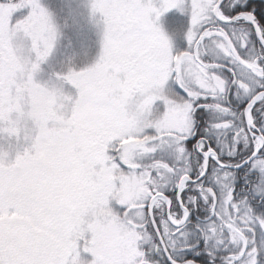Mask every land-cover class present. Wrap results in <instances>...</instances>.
Listing matches in <instances>:
<instances>
[{
	"label": "snow or ice",
	"instance_id": "1",
	"mask_svg": "<svg viewBox=\"0 0 264 264\" xmlns=\"http://www.w3.org/2000/svg\"><path fill=\"white\" fill-rule=\"evenodd\" d=\"M0 264H264V0H0Z\"/></svg>",
	"mask_w": 264,
	"mask_h": 264
},
{
	"label": "rangeland",
	"instance_id": "2",
	"mask_svg": "<svg viewBox=\"0 0 264 264\" xmlns=\"http://www.w3.org/2000/svg\"><path fill=\"white\" fill-rule=\"evenodd\" d=\"M95 53H93L92 57H89V60H91L94 57Z\"/></svg>",
	"mask_w": 264,
	"mask_h": 264
}]
</instances>
